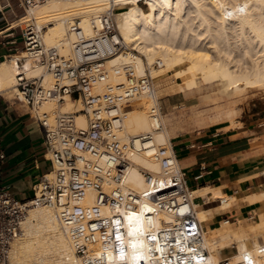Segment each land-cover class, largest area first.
I'll list each match as a JSON object with an SVG mask.
<instances>
[{
  "label": "built area",
  "instance_id": "1",
  "mask_svg": "<svg viewBox=\"0 0 264 264\" xmlns=\"http://www.w3.org/2000/svg\"><path fill=\"white\" fill-rule=\"evenodd\" d=\"M48 1L10 0V5L18 15ZM118 11L112 8L93 19L95 35L91 37L86 36L82 20L75 19L69 25L75 38L70 58L63 57L57 47H46L42 38L45 29L20 28L25 59L44 68L52 78L51 85L46 86L43 78L28 77L19 61V95L15 101L30 109V117L43 136L44 157L50 163V171L33 187V197L28 201L20 202L0 189V264H10L12 243L21 234V223L28 211L42 206L55 212L69 233L81 264H212L204 245V227L193 206L194 198L189 196L191 189L174 145L158 146L153 141V134L164 128L162 109L152 113L151 134L128 142L118 135L128 102L141 94L156 98L153 79L149 75L137 78L134 66L129 64L124 67L132 80L129 84H117L105 93L94 91L97 84L108 82L107 60L126 50L116 28ZM0 14L1 29L8 22ZM17 40L11 44L16 45ZM17 50L12 49L15 53ZM158 66V62L154 64ZM66 96L81 101L82 109L57 112L54 118L41 110L44 103L61 104ZM80 114L86 119V128L78 126ZM145 151L151 152L160 172L142 170L146 187L138 193L126 185L132 164L128 156ZM3 159L0 153V160ZM91 192L94 202L88 204ZM145 202L152 206L151 210H143ZM165 215L171 216L172 221L164 220ZM132 217L140 218L137 233L143 242L134 249L127 245L126 219ZM258 253L264 254V246ZM112 255L121 260L114 262ZM218 264H230V259ZM237 264L256 263L254 256L245 252Z\"/></svg>",
  "mask_w": 264,
  "mask_h": 264
},
{
  "label": "bare ground",
  "instance_id": "2",
  "mask_svg": "<svg viewBox=\"0 0 264 264\" xmlns=\"http://www.w3.org/2000/svg\"><path fill=\"white\" fill-rule=\"evenodd\" d=\"M112 8L119 9L116 28L126 50L107 60L108 82L97 84L94 91L105 93L117 84H129L132 80L124 71L129 64L134 66L137 78L149 75L155 90V81L161 83L170 74L176 82L170 89L156 91V98L141 94L124 106L126 117L118 132L123 141L151 134L152 113L161 110L160 101L170 96L194 95L204 89H217L231 96L249 90L264 93V0H50L25 9L21 15L11 8L10 0H0V13L9 24L0 31V36L9 34L11 37L13 31L30 26L45 29L42 38L46 47H57L63 57L70 58L75 38L69 32V25L80 18L86 36H94L92 20ZM6 13H10V20ZM25 58L26 52L21 49L0 63V94L19 95L16 88V75L21 70L19 61L28 77H41L46 86L51 85L52 78L44 68L34 66ZM64 99L61 104L48 101L41 110L48 111L54 118L57 112L82 109L81 101L68 96ZM160 113L164 128L153 134V141L158 146H170V132ZM227 115L230 116V112ZM214 119L220 122L221 113ZM77 122L80 128H86L83 114L78 116ZM128 158L132 164L126 185L141 193L146 187L142 170L157 174L160 166L152 160L150 151ZM207 194L212 195V200L223 201L217 211L228 210L236 200L227 198L222 188L190 191L189 196L207 198ZM258 198L254 196L247 201L253 204ZM93 202L91 192L87 203ZM194 208L204 227V245L210 252L212 264L222 260L221 252L225 249L235 250L229 256L230 264L240 263L245 252L254 256L256 264H264V254L258 253L260 246H264V215L248 225L227 221L218 229L206 230L205 225L213 213ZM151 209L150 204H143L144 211ZM163 218L173 219L167 215ZM126 221L129 224L127 245L133 249L143 245L137 233L140 218ZM21 231L12 243L10 264H81L69 233L51 208L30 209L21 223ZM112 260L121 259L112 255Z\"/></svg>",
  "mask_w": 264,
  "mask_h": 264
},
{
  "label": "crops",
  "instance_id": "3",
  "mask_svg": "<svg viewBox=\"0 0 264 264\" xmlns=\"http://www.w3.org/2000/svg\"><path fill=\"white\" fill-rule=\"evenodd\" d=\"M0 37H3L0 39L1 63L5 57L13 54L15 47L8 40L9 34ZM11 95L15 94H0V153L4 156L0 160V189L25 202L33 197V187L50 171V163L44 157L43 136L30 117V109L15 101ZM262 101L250 115L237 119L236 124L224 121L179 135L171 133L168 128L170 142L174 145L191 191L222 188L227 198H236L228 210L217 211L223 201L212 200L211 194H207V198L194 197V206L213 213L205 225L206 230L218 229L227 221L248 225L259 221L260 215H264ZM199 175L202 177L196 180ZM254 196L259 197L256 202L252 201L251 204L247 201ZM234 252V249H225L220 259H227Z\"/></svg>",
  "mask_w": 264,
  "mask_h": 264
},
{
  "label": "rangeland",
  "instance_id": "4",
  "mask_svg": "<svg viewBox=\"0 0 264 264\" xmlns=\"http://www.w3.org/2000/svg\"><path fill=\"white\" fill-rule=\"evenodd\" d=\"M6 17L10 20V13H6ZM8 25H5L0 30L2 31ZM12 34H14V37L11 36L8 40L15 41L18 39L16 45L12 46L21 50L23 42L20 38V29L13 31ZM1 38L3 37H0V39ZM172 75L173 74H170V76L166 77L161 83L155 81L156 91L160 92L161 90L172 88L176 83L173 81ZM218 91L217 89H204L194 95H179L161 100L160 108L163 110H161V112L165 121H167L170 132H175L179 135L182 132L200 130L206 127V125L209 126L224 121H230L232 124H235L237 119H240L244 115H250L253 110L259 107V104H261L260 102L264 100V93L257 90H249L246 93L233 96L225 95ZM12 97H14L15 100V95ZM229 112L230 116H228L229 114L227 115ZM218 113H221L222 116L220 122L214 119ZM227 117H231V120ZM196 122L199 123L200 127L197 126ZM238 224L244 225L241 222L237 223V225ZM255 235L258 236L259 233ZM232 255L233 254H231V256Z\"/></svg>",
  "mask_w": 264,
  "mask_h": 264
},
{
  "label": "water",
  "instance_id": "5",
  "mask_svg": "<svg viewBox=\"0 0 264 264\" xmlns=\"http://www.w3.org/2000/svg\"><path fill=\"white\" fill-rule=\"evenodd\" d=\"M0 19H1V14H0Z\"/></svg>",
  "mask_w": 264,
  "mask_h": 264
}]
</instances>
